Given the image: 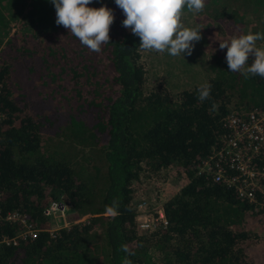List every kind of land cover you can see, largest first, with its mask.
Returning a JSON list of instances; mask_svg holds the SVG:
<instances>
[{
    "label": "trees",
    "instance_id": "1",
    "mask_svg": "<svg viewBox=\"0 0 264 264\" xmlns=\"http://www.w3.org/2000/svg\"><path fill=\"white\" fill-rule=\"evenodd\" d=\"M22 1L0 0V31L8 19L3 9L27 6ZM242 1L264 17V0ZM230 4L205 0L201 13L209 9L211 20L237 31L246 10ZM107 7L115 19L99 53L55 23V7L39 13L55 23L41 38L12 36L5 47L0 33V207L2 213L19 209L40 228L34 239L0 245V264H122L126 254L117 250L122 243L135 253L128 257L132 264H249L242 224L249 212L264 208L197 175L196 166L224 132L231 99L242 109H264V78L230 72L217 54L210 65V99L201 103L198 87L176 99L164 89L145 91L140 39L122 26L125 16ZM43 133L49 134L45 147ZM164 171L184 181L165 202L168 225L139 233L131 184L146 172ZM114 198L115 217L106 212ZM53 200L69 205L74 218L55 236L42 215ZM17 230L0 220V238Z\"/></svg>",
    "mask_w": 264,
    "mask_h": 264
},
{
    "label": "rangeland",
    "instance_id": "2",
    "mask_svg": "<svg viewBox=\"0 0 264 264\" xmlns=\"http://www.w3.org/2000/svg\"><path fill=\"white\" fill-rule=\"evenodd\" d=\"M43 2L44 4H40L38 0L36 2L35 0H24L22 3L27 6L22 4V6H12L10 10L3 9V13L7 15L8 18H6L7 25L5 29L2 27V30L0 31L2 36L1 44H3V46L5 45L6 47V40L12 36H34L41 38L45 33L55 29L54 20L48 19V21H46V19H42L39 15L40 13L44 16V13L52 12L54 8V5L50 2V0H43ZM92 2H98L102 6H113L116 11L115 13L118 14V16H124L122 10L116 6L115 0H92ZM230 2L233 5H237L241 11L246 10V13H243V20L239 30L229 31L227 26L229 24L228 22L216 19L211 20L208 15L210 12L209 9L205 10L204 13L199 14L187 10L182 13L181 22L189 28L203 27L200 30L202 39L199 42H195V47L190 56L181 54L168 59L169 54L165 51L164 57L160 59L161 53L142 50L140 62L143 64L145 70V91H151L153 88L164 89L176 99L178 98L180 92L184 89H192L201 84L209 83L210 79L214 75V72L210 67L214 58L217 57V54L219 56H223L224 59L226 57L227 49L225 48L221 50L219 48L220 41L230 40L233 36L244 35L249 32L264 33V17L262 14L252 13V6L246 5L242 0H228L229 5H231ZM34 11H37L38 13L34 14ZM257 46L264 48V40L257 41ZM103 54L107 57L106 51L102 52V56ZM102 58L104 63L105 56ZM102 72L103 74H108L106 68L105 70L102 69ZM109 87L107 86V91H109ZM230 109L238 111L250 110L238 107L235 98L231 99ZM42 136L44 141L41 140V145L45 147L49 144V142L45 141L49 134L43 133ZM52 136L53 135H51V137ZM51 145L55 146L56 143L51 142ZM65 146L66 145L63 144L61 150L64 151ZM85 151H89L88 148H85ZM87 155H91V152ZM158 176H163L165 178L163 181L168 183L169 192L173 194H175V192L179 189L180 184L184 183L183 179L177 176L176 172L167 173L164 171L157 175V177ZM144 181L146 182V186H150L148 183L152 180L145 178L143 182ZM151 188L153 189L152 194H154L155 190L153 187ZM154 196H156V194H154L153 197ZM70 211L71 208L68 206L65 208L63 213L58 212L55 216L48 218L50 228L60 229L64 226V222L66 221L68 224L65 223V226H69L71 220H74V218L70 215ZM85 219V217H82L81 219H77L76 222H80ZM242 229L247 231L246 233L248 234L246 240L243 241L241 245L244 250L246 261L249 264H264V213L256 212V210L253 213L249 212L242 224ZM154 259L155 262L160 260L159 254H157V258Z\"/></svg>",
    "mask_w": 264,
    "mask_h": 264
},
{
    "label": "clouds",
    "instance_id": "3",
    "mask_svg": "<svg viewBox=\"0 0 264 264\" xmlns=\"http://www.w3.org/2000/svg\"><path fill=\"white\" fill-rule=\"evenodd\" d=\"M56 10L58 26H63L80 43L92 52L99 53L101 46L110 41V26L114 23V12L107 6L89 7L92 0H50ZM122 10L125 19L122 26L138 36L139 48L157 53L168 52L176 57L191 55L195 42L202 39L200 28H189L181 22L185 8L199 14L205 8V0H115ZM264 40V33L249 32L233 36L230 40L220 41L219 48L227 49L226 62L230 72L241 73L245 79L252 76L264 78V48L257 46V41ZM250 57L251 64L247 65ZM210 83L197 88V99L202 103L211 98ZM216 105L213 104V108ZM119 200L114 198L106 212L115 217L118 215ZM118 251L126 255L122 264H132L128 258L135 253L127 244H121Z\"/></svg>",
    "mask_w": 264,
    "mask_h": 264
},
{
    "label": "built area",
    "instance_id": "4",
    "mask_svg": "<svg viewBox=\"0 0 264 264\" xmlns=\"http://www.w3.org/2000/svg\"><path fill=\"white\" fill-rule=\"evenodd\" d=\"M1 48L2 46L0 61ZM1 87L0 83V89ZM2 118L3 114L0 112V122ZM223 125L225 130L218 143L197 164L196 174L210 177L214 182L233 189L240 199L264 208V109H231L223 118ZM159 174H150L152 181L148 183L153 185L156 194L154 197L152 190L145 187V181L139 180L131 184L136 195L135 223L139 233H147L168 225L164 206L175 194L169 192L168 183L163 181V176L157 177ZM182 185L180 184L179 189ZM68 206L53 200L43 209L42 215L45 218L53 217L58 212L63 213ZM0 220L18 226L14 235L0 238V245L15 246L19 241L34 239L40 231L19 209L2 213L0 207ZM65 223L68 224L67 221L64 222L63 227H67ZM58 230L48 229L51 236H55Z\"/></svg>",
    "mask_w": 264,
    "mask_h": 264
},
{
    "label": "crops",
    "instance_id": "5",
    "mask_svg": "<svg viewBox=\"0 0 264 264\" xmlns=\"http://www.w3.org/2000/svg\"><path fill=\"white\" fill-rule=\"evenodd\" d=\"M37 13V11H34V14H36ZM151 175H150V173H145L143 176H141L138 180H136L137 182L140 180V181H143L145 178L146 179H149V180H152L151 178ZM145 187H147V188H149V189H151L152 191H153V189L151 188V187H153V185H151V187L150 186H146V184H145ZM179 190L180 189H178L176 192H175V194L176 193H178L179 192ZM45 218V217H44ZM46 220H48V218H45Z\"/></svg>",
    "mask_w": 264,
    "mask_h": 264
}]
</instances>
